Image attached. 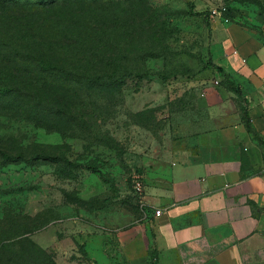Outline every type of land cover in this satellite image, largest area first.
<instances>
[{
    "label": "rangeland",
    "instance_id": "374dc122",
    "mask_svg": "<svg viewBox=\"0 0 264 264\" xmlns=\"http://www.w3.org/2000/svg\"><path fill=\"white\" fill-rule=\"evenodd\" d=\"M38 1L0 0V84L12 89L0 99V150L24 157L0 158V240L28 239L55 264H108L101 231L138 204L134 182L162 144L155 108L140 107L154 93L196 100V82L219 74L216 26L263 41L264 0ZM40 59L127 76L88 86Z\"/></svg>",
    "mask_w": 264,
    "mask_h": 264
},
{
    "label": "crops",
    "instance_id": "0c3cea01",
    "mask_svg": "<svg viewBox=\"0 0 264 264\" xmlns=\"http://www.w3.org/2000/svg\"><path fill=\"white\" fill-rule=\"evenodd\" d=\"M214 35L215 65L240 96L219 73L196 82L194 101L154 93L140 107L155 108L162 144L142 203L101 231L108 264H264V43L237 23Z\"/></svg>",
    "mask_w": 264,
    "mask_h": 264
},
{
    "label": "trees",
    "instance_id": "16d2710c",
    "mask_svg": "<svg viewBox=\"0 0 264 264\" xmlns=\"http://www.w3.org/2000/svg\"><path fill=\"white\" fill-rule=\"evenodd\" d=\"M12 2H15L16 0H10ZM51 0H39L40 3H48ZM53 1V0H52ZM86 1V0H83ZM263 43H264V38ZM79 40V39H77ZM79 42V41H78ZM38 64L40 67L49 70L53 73H57L61 76H64L66 78L73 77L76 79L75 81L77 83H82L84 85L88 86H118L123 83L124 78L127 76L126 73H123L121 75H111L115 70L112 71V73L102 72L104 70V67H101L99 69V72L101 74H76L72 71H69L61 66L52 64L49 61L40 59L38 60ZM213 67L216 68V70L221 73L224 76V82L227 86H229L238 96H240L239 89L234 86V83L229 80L228 76L224 73L223 69L220 66H216L215 64H212ZM107 69V68H105ZM119 71V70H118ZM12 92V89L0 84V99L6 98L9 96ZM242 118L246 125H248V117L245 112V110L242 108ZM0 158L4 161H24V157L21 155H11L5 151L0 150ZM35 159V158H34ZM36 159H40V157H36ZM55 159V158H52ZM63 162L71 167H77L79 164H76L75 162H72L70 160L64 159ZM92 171H95L92 169ZM15 237V236H14ZM33 253H29V252ZM31 255H34L37 258H31ZM0 264H55L51 262V259L47 256V254L39 248L35 243L28 239H22L18 238L16 240L7 241L5 244L3 240H0Z\"/></svg>",
    "mask_w": 264,
    "mask_h": 264
},
{
    "label": "built area",
    "instance_id": "2783aa9c",
    "mask_svg": "<svg viewBox=\"0 0 264 264\" xmlns=\"http://www.w3.org/2000/svg\"><path fill=\"white\" fill-rule=\"evenodd\" d=\"M134 189L136 190L137 197L139 199V203H142V195H143V182L141 179H137L134 182ZM155 214H159V210L155 211Z\"/></svg>",
    "mask_w": 264,
    "mask_h": 264
}]
</instances>
